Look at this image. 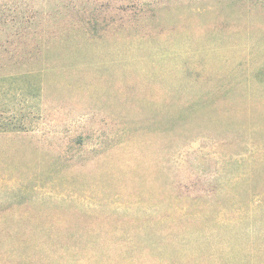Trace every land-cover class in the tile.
I'll use <instances>...</instances> for the list:
<instances>
[{
  "label": "rangeland",
  "instance_id": "374dc122",
  "mask_svg": "<svg viewBox=\"0 0 264 264\" xmlns=\"http://www.w3.org/2000/svg\"><path fill=\"white\" fill-rule=\"evenodd\" d=\"M33 1L55 37L0 83V264H264V0Z\"/></svg>",
  "mask_w": 264,
  "mask_h": 264
},
{
  "label": "trees",
  "instance_id": "16d2710c",
  "mask_svg": "<svg viewBox=\"0 0 264 264\" xmlns=\"http://www.w3.org/2000/svg\"><path fill=\"white\" fill-rule=\"evenodd\" d=\"M12 1L0 6V83L9 76L46 74L50 66L44 61L55 37L45 13H37L33 0Z\"/></svg>",
  "mask_w": 264,
  "mask_h": 264
}]
</instances>
